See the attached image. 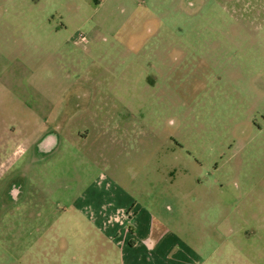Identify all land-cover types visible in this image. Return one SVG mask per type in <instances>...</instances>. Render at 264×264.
Returning a JSON list of instances; mask_svg holds the SVG:
<instances>
[{"label":"rangeland","instance_id":"1","mask_svg":"<svg viewBox=\"0 0 264 264\" xmlns=\"http://www.w3.org/2000/svg\"><path fill=\"white\" fill-rule=\"evenodd\" d=\"M91 188L264 264V0H0V264H119Z\"/></svg>","mask_w":264,"mask_h":264},{"label":"crops","instance_id":"2","mask_svg":"<svg viewBox=\"0 0 264 264\" xmlns=\"http://www.w3.org/2000/svg\"><path fill=\"white\" fill-rule=\"evenodd\" d=\"M115 191L111 199L109 194L112 192L92 189L86 197L79 199L78 204H81L79 209L82 211H93L94 215L88 214L89 219L104 229L109 239L117 245L119 264H210L211 255L216 256L225 249L226 238L223 237V242L216 249L209 246L210 253L203 248L202 251L209 255L207 259L202 258L198 247L187 246L179 235L169 232L162 221L148 214L143 216V208L137 205L134 198L120 189ZM221 223L219 228L224 235L228 222L225 220ZM179 258L181 262L176 261Z\"/></svg>","mask_w":264,"mask_h":264}]
</instances>
